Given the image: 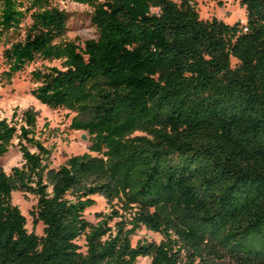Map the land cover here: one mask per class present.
<instances>
[{
	"label": "trees",
	"instance_id": "1",
	"mask_svg": "<svg viewBox=\"0 0 264 264\" xmlns=\"http://www.w3.org/2000/svg\"><path fill=\"white\" fill-rule=\"evenodd\" d=\"M55 1L0 0L6 75L62 62L32 74L33 95L77 113L91 145L53 168L34 110L0 118V264H264V0H242L235 25L195 0H73L98 32L83 46ZM15 140L25 163L9 175ZM16 192L37 199L43 236ZM97 196L111 213L92 223ZM142 230L163 241L134 245Z\"/></svg>",
	"mask_w": 264,
	"mask_h": 264
},
{
	"label": "rangeland",
	"instance_id": "2",
	"mask_svg": "<svg viewBox=\"0 0 264 264\" xmlns=\"http://www.w3.org/2000/svg\"><path fill=\"white\" fill-rule=\"evenodd\" d=\"M174 1L177 3L181 2V0ZM241 2L242 0H195L194 4L203 20L218 19L228 25H235L237 23H247L246 9L242 7ZM53 7H57L69 14L68 34L66 37L68 41H75L83 46L85 42L98 38L97 29L91 22L93 10L88 5L80 4L73 0H56L53 3ZM31 24V20L28 19L23 26V37L25 30ZM5 49V45L0 42V118L12 121L15 111H17L18 117L16 121L21 124L23 114L28 110H34L38 115L37 139L52 151L51 166L53 168L62 166L71 157L88 153L91 145L89 136L85 132L72 129L73 121L78 114L65 109H51L41 104L33 95L38 84L33 82L32 74L46 68L56 67L62 69V62H49L38 59L25 72L16 75L10 80L6 75L9 71V65L4 56ZM233 66H237L236 61H233ZM29 148L32 153H38L37 149L30 146ZM24 163L19 140H15L14 146L2 160V166L5 172L10 175L13 169L22 168ZM94 199L97 205L87 211L86 218L92 223H97V215L101 213L110 214L111 209L104 198L97 196ZM13 203L20 208L23 215L27 218V229L29 232H35L38 236H43L44 225H35L32 217V212L37 205V199L32 195L16 192L13 195ZM140 240L161 243L163 237L142 230L134 238V245ZM78 244L86 251L84 238ZM151 263V259L148 258H140L138 260V264Z\"/></svg>",
	"mask_w": 264,
	"mask_h": 264
},
{
	"label": "water",
	"instance_id": "3",
	"mask_svg": "<svg viewBox=\"0 0 264 264\" xmlns=\"http://www.w3.org/2000/svg\"><path fill=\"white\" fill-rule=\"evenodd\" d=\"M86 138V137H85ZM87 139V138H86Z\"/></svg>",
	"mask_w": 264,
	"mask_h": 264
}]
</instances>
